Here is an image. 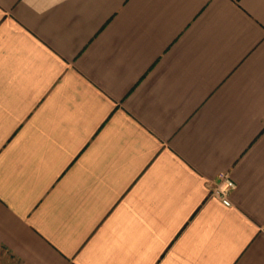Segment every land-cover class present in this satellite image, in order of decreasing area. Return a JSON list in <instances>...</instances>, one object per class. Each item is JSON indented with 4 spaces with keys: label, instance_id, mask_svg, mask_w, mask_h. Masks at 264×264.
Masks as SVG:
<instances>
[{
    "label": "crops",
    "instance_id": "1",
    "mask_svg": "<svg viewBox=\"0 0 264 264\" xmlns=\"http://www.w3.org/2000/svg\"><path fill=\"white\" fill-rule=\"evenodd\" d=\"M0 264H264V0H0Z\"/></svg>",
    "mask_w": 264,
    "mask_h": 264
},
{
    "label": "built area",
    "instance_id": "2",
    "mask_svg": "<svg viewBox=\"0 0 264 264\" xmlns=\"http://www.w3.org/2000/svg\"><path fill=\"white\" fill-rule=\"evenodd\" d=\"M236 182L227 173L221 175V183L213 188L214 194L219 196L223 203L231 206L230 193L236 188Z\"/></svg>",
    "mask_w": 264,
    "mask_h": 264
}]
</instances>
